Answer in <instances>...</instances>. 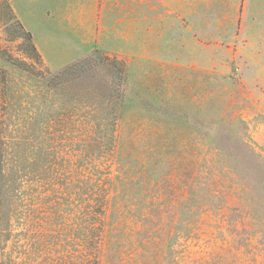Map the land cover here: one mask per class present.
I'll list each match as a JSON object with an SVG mask.
<instances>
[{"label":"rangeland","instance_id":"374dc122","mask_svg":"<svg viewBox=\"0 0 264 264\" xmlns=\"http://www.w3.org/2000/svg\"><path fill=\"white\" fill-rule=\"evenodd\" d=\"M187 2L75 60L123 61V106L51 87L75 53L48 64L0 0V264H264V0Z\"/></svg>","mask_w":264,"mask_h":264},{"label":"crops","instance_id":"0c3cea01","mask_svg":"<svg viewBox=\"0 0 264 264\" xmlns=\"http://www.w3.org/2000/svg\"><path fill=\"white\" fill-rule=\"evenodd\" d=\"M124 3L120 0H11L15 14L32 33L36 48L48 64H51L46 56L49 45L55 47L56 52H74L71 63L81 54L106 47L104 38L109 33L117 36L119 21L129 22L131 43L143 44L139 39L144 37L145 31L148 37L154 38L156 12L169 9L186 15L188 5L187 0L177 3L173 0H129ZM189 15L194 18V14ZM112 21L115 27L107 25ZM44 27L45 33L38 36V31ZM60 34L69 35L70 39ZM65 65L67 63L57 68Z\"/></svg>","mask_w":264,"mask_h":264},{"label":"trees","instance_id":"16d2710c","mask_svg":"<svg viewBox=\"0 0 264 264\" xmlns=\"http://www.w3.org/2000/svg\"><path fill=\"white\" fill-rule=\"evenodd\" d=\"M9 9L17 22V28L21 31L20 37L30 43L33 51L37 53L38 50L34 44L32 33L25 29L11 6H9ZM128 77V67L123 61L112 58L96 49L90 55L72 62L53 73L49 83L54 88L74 87L78 89L81 86L82 90L85 91H90L92 87L100 84V87L108 93L110 98L119 97L121 105L124 106L126 102L125 87ZM119 117L92 116L93 121L96 123V128L102 130L104 135L103 143L105 145L112 144L113 133L110 134L108 129L114 132L115 122Z\"/></svg>","mask_w":264,"mask_h":264}]
</instances>
